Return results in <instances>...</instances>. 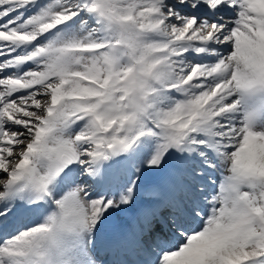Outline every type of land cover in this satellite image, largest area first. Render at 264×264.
Segmentation results:
<instances>
[{
    "label": "snow or ice",
    "instance_id": "snow-or-ice-1",
    "mask_svg": "<svg viewBox=\"0 0 264 264\" xmlns=\"http://www.w3.org/2000/svg\"><path fill=\"white\" fill-rule=\"evenodd\" d=\"M0 264H264V0H0Z\"/></svg>",
    "mask_w": 264,
    "mask_h": 264
},
{
    "label": "bare ground",
    "instance_id": "bare-ground-1",
    "mask_svg": "<svg viewBox=\"0 0 264 264\" xmlns=\"http://www.w3.org/2000/svg\"><path fill=\"white\" fill-rule=\"evenodd\" d=\"M17 151H19V149H17ZM34 219H35V217L32 216L31 214H25L24 216H21L18 219V223H20V224L31 223V221L34 220Z\"/></svg>",
    "mask_w": 264,
    "mask_h": 264
},
{
    "label": "rangeland",
    "instance_id": "rangeland-1",
    "mask_svg": "<svg viewBox=\"0 0 264 264\" xmlns=\"http://www.w3.org/2000/svg\"><path fill=\"white\" fill-rule=\"evenodd\" d=\"M225 19H229V16H225ZM118 224L120 223V221L118 220V222H117ZM101 256H104L105 255V253L103 252V251H101ZM110 258V257H109Z\"/></svg>",
    "mask_w": 264,
    "mask_h": 264
}]
</instances>
